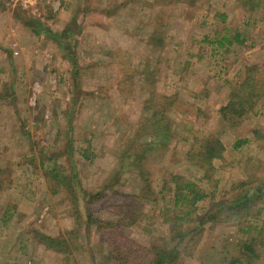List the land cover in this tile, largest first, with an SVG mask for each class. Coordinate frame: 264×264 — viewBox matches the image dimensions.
Segmentation results:
<instances>
[{"label":"rangeland","instance_id":"obj_1","mask_svg":"<svg viewBox=\"0 0 264 264\" xmlns=\"http://www.w3.org/2000/svg\"><path fill=\"white\" fill-rule=\"evenodd\" d=\"M226 25L249 39L213 52L203 38ZM262 64L264 0H55L34 11L0 0V264H100L109 249L117 256L132 244L172 247L167 220L190 208L171 202L174 175L208 196L192 220L213 201L233 199V187L264 167V101L258 116L219 112L248 66ZM162 119L171 122L170 134H157ZM209 136L225 151L205 171L188 153ZM136 155L143 157L135 167ZM50 169L59 179L72 175L73 183H49ZM147 185L153 194L127 207L139 218L125 222L122 209L119 216L110 209L117 197L109 204L85 200L84 192L112 197L139 194ZM91 206L96 224L85 222ZM103 219L123 224L102 225ZM240 224H206L180 264H225L223 249L228 261L264 264L258 245L264 231L252 247L255 257L241 249L255 232L245 236ZM116 229L124 240L111 248L107 240ZM34 232L64 235L73 242L71 254L46 249Z\"/></svg>","mask_w":264,"mask_h":264},{"label":"trees","instance_id":"obj_2","mask_svg":"<svg viewBox=\"0 0 264 264\" xmlns=\"http://www.w3.org/2000/svg\"><path fill=\"white\" fill-rule=\"evenodd\" d=\"M174 1V0H172ZM180 2H185L188 4L194 3L195 0H175ZM248 2L250 0H247ZM174 3V2H173ZM250 10L253 8V6H249ZM249 10V11H250ZM218 16V15H217ZM216 16V18H217ZM220 20L222 22H225V18L227 15L222 14L219 15ZM218 16V17H219ZM49 31V29H48ZM65 35V34H64ZM249 37L243 33V31H240L239 29H236L232 31V28L230 26H225L223 28V31L217 32L216 35L209 38L208 35H206L203 38L204 42H210L212 46L215 45V48H212L213 52L214 50H224V53H226L228 50L233 48L235 45H245ZM210 40V41H209ZM254 43L252 42L251 45ZM254 46V45H253ZM3 92L0 93V97H3ZM153 97V95H152ZM161 100L165 99V97H160ZM264 101V64L262 65H250L248 66V69L246 70V76L241 82L237 89L231 94V97H229V100L224 104L219 112L223 117H229L234 116V118H240L247 114H254V116L259 115V108L261 107L262 103ZM163 122V123H162ZM161 127H158V130L156 131L157 134H159V130L164 131L168 134H170L171 131V122L167 121L165 122L164 119L161 120ZM164 129V130H163ZM152 132V134L156 133ZM163 133V132H162ZM257 133V131H256ZM248 139V138H247ZM241 139L238 140V143L235 144V148H238L242 146L244 143H247V140ZM200 145L198 147L192 149L188 153V160L193 161L196 165V167L203 169L205 171L212 170L213 169V161L215 159H223L224 158V151L225 147L222 144V141L218 138H215L213 136L205 137V139L201 140ZM72 148V147H71ZM72 151V150H71ZM136 155V166H139V161L142 159L143 156L137 157ZM44 162H42V165ZM262 164V163H261ZM259 165V169L261 173L256 172L255 175H252V177L247 181H242L235 185L233 187L234 191H237L233 197V199L226 201V199H222L219 201H213V203L210 204V206L198 214L195 215L194 219L189 220V218H193V214L195 212H198L197 203L206 199L208 196L205 194L195 182L192 181H186L181 182V178L178 176L172 177V183L168 190L171 191V202L173 203V206L175 208H185V206L190 205V208L188 211H183L181 209L182 216H175L171 219H168L167 221L170 223V234L171 239L170 243L173 244L172 247H170L167 243V245H159V244H152L149 247H138L135 244H132L130 246H125L123 248V252L121 254H117V256H113V249H109L107 254L105 255V261L104 263L100 264H122L128 259V258H137L141 259V262H137L136 264H180L184 256L190 255V249L195 247L198 242L201 239V234L204 231L205 225L208 223H221L226 221L231 222H241L243 226L240 224L239 231L244 234L245 236L247 234H251V232H255L252 237H246L243 242H241V249L248 253H253L255 257L257 256V252L255 253V248L252 249L256 245V240L261 236V234L264 231V167ZM55 170H49L47 181L49 183H53L54 186H59L64 184V181H70L71 184L73 183V176L67 175L62 176V178L59 179V176H61L59 173L54 172ZM2 175V171L0 170V176ZM144 173H141L142 179L144 178ZM1 182H0V188H1ZM60 188V187H59ZM245 189V191L241 192L239 190ZM1 190V189H0ZM78 190V189H77ZM60 191V189H59ZM73 193L77 195L76 188L73 187L72 190ZM54 194L58 193V189L53 190ZM79 193V192H78ZM85 195H88V198L85 199L86 202H89V204L94 203V205L97 204H109L113 198L117 199L113 203V205H110V209L116 212V209L119 207V209H122L124 213V222L130 219V215L134 217V219L139 218L138 215L133 214L132 211L128 210L130 208V205H132L133 199H137L136 202H139L140 199L146 198L149 194H153L151 192V186L147 185L143 192H140L139 194H120L115 193L122 197V199H125V203L119 204V198L117 195L107 196V193L105 191L101 190L100 192L96 194H87V192H84ZM131 199V200H130ZM261 205V206H260ZM112 206V207H111ZM125 206V207H122ZM182 206V207H181ZM128 207V209H127ZM91 207H86L85 210V222L87 224L90 223H97V219H94L96 214H93ZM117 213V212H116ZM117 216L118 213H117ZM121 217H118V219ZM132 218V217H131ZM99 222L103 225H110V223H116V224H123V221L117 220L114 222H110L109 220L103 219L102 221L99 220ZM188 222L191 224L190 228L186 230L187 225L185 223ZM130 223V222H129ZM127 223L126 225H129ZM194 223V225H193ZM188 224V225H190ZM254 224L255 227H252ZM186 226V227H185ZM251 228H254V231H250ZM34 240L43 245L46 249L55 251V252H62L65 253L67 256L71 254V249L73 246V242H69L67 238H65L64 235L60 236H50L45 233L41 232H34ZM121 238L122 240L117 242L118 239ZM123 237L121 234V231L112 230L108 237V243L111 244V248L116 247L118 248V244L122 243ZM72 241V239H71ZM262 244V245H261ZM264 243L260 242L258 245L261 248H264ZM224 252H221L223 261L225 264H245L241 257H232L231 261H228V252L227 250L223 249ZM263 252V249L262 251ZM115 253V252H114ZM117 253V252H116ZM121 256V261L120 257ZM152 256V257H151ZM109 259V260H108ZM108 261V262H107ZM250 264V263H246Z\"/></svg>","mask_w":264,"mask_h":264},{"label":"built area","instance_id":"obj_3","mask_svg":"<svg viewBox=\"0 0 264 264\" xmlns=\"http://www.w3.org/2000/svg\"><path fill=\"white\" fill-rule=\"evenodd\" d=\"M6 1L10 5L19 6L21 8L34 11L37 9V7L40 5V3H43V2L50 3V2L55 1V0H6Z\"/></svg>","mask_w":264,"mask_h":264}]
</instances>
